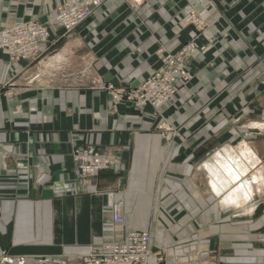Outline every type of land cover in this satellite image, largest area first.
I'll return each instance as SVG.
<instances>
[{"label":"crops","instance_id":"crops-1","mask_svg":"<svg viewBox=\"0 0 264 264\" xmlns=\"http://www.w3.org/2000/svg\"><path fill=\"white\" fill-rule=\"evenodd\" d=\"M64 1L0 0V29ZM192 39L194 78L162 116L114 104ZM0 58V254L80 264L136 229L148 264H264V0H104L75 30L50 27L38 57ZM73 147L110 169L84 179Z\"/></svg>","mask_w":264,"mask_h":264},{"label":"built area","instance_id":"built-area-1","mask_svg":"<svg viewBox=\"0 0 264 264\" xmlns=\"http://www.w3.org/2000/svg\"><path fill=\"white\" fill-rule=\"evenodd\" d=\"M103 1L66 0L54 8L43 23L13 18L0 29V52L8 57V64L34 59L40 55L42 47L48 42L50 27H62L69 33L91 18ZM127 2L135 7L142 0ZM187 21L194 24L199 32L203 30V24L194 14H190ZM197 47L195 39H192L175 52L162 51L161 66L135 89H112L111 85L108 86L112 89L114 104L124 100L139 110L149 105L155 116H162L163 108L176 100L181 86L187 85L193 79L190 59ZM0 63H3L1 58ZM6 85L5 81H0V96L12 94L10 89L3 90ZM176 131L173 127L166 128V138L172 139ZM71 157L77 172L84 179L97 177L101 172L110 169V158L92 147H73ZM123 208V201L120 199L111 203L112 223L116 226L121 227L124 223ZM150 255V232L131 229L119 243L108 244L102 249L91 248L80 258V264H148ZM158 260L163 258L159 257ZM0 264H67V261L63 258L47 257L30 259L26 255L13 256L4 251L0 254Z\"/></svg>","mask_w":264,"mask_h":264},{"label":"bare ground","instance_id":"bare-ground-1","mask_svg":"<svg viewBox=\"0 0 264 264\" xmlns=\"http://www.w3.org/2000/svg\"><path fill=\"white\" fill-rule=\"evenodd\" d=\"M189 16H190V15H189ZM189 16L186 18V21H187V19L189 18ZM187 22H188V21H187ZM188 23H189V22H188ZM164 108H165V107H164ZM164 108H163V109H164ZM213 186H214V185H213Z\"/></svg>","mask_w":264,"mask_h":264},{"label":"rangeland","instance_id":"rangeland-1","mask_svg":"<svg viewBox=\"0 0 264 264\" xmlns=\"http://www.w3.org/2000/svg\"><path fill=\"white\" fill-rule=\"evenodd\" d=\"M193 78H194V75H193ZM191 81H192V80H191ZM191 81H190V82H191ZM190 82H189V83H190ZM189 83H188V84H189ZM128 90H130V89H128ZM177 94H178V93H177ZM108 157H109V156H108Z\"/></svg>","mask_w":264,"mask_h":264}]
</instances>
